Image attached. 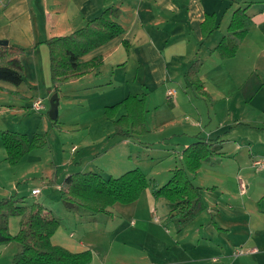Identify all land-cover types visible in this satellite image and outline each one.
Wrapping results in <instances>:
<instances>
[{"label":"crops","instance_id":"obj_1","mask_svg":"<svg viewBox=\"0 0 264 264\" xmlns=\"http://www.w3.org/2000/svg\"><path fill=\"white\" fill-rule=\"evenodd\" d=\"M107 7L119 9L116 21L123 27V33L84 54L81 57L82 61L99 56L100 65L88 73L65 82L57 91V95L61 94L58 99L62 96L65 101L75 104L79 110L80 115H75L71 123H66L69 126L67 132L72 136L68 142L72 143L67 145L62 142L63 158L50 168L48 162H53L52 157H47L46 153L44 158V147L30 150L20 162L15 164L16 166L23 163L22 167L25 166L18 175V170L15 172L10 170L13 168L6 160V150L0 137V199L13 196V193L25 192L20 190L19 182L32 177L34 183H39V186L30 187L29 194L38 198L43 206L48 198L53 199L52 196L59 198L60 185L69 174L94 171L103 176L101 166L92 161L95 156H103L109 150L114 151L116 147H119V154L129 151L131 156V150H137L139 154L146 147L144 144L149 145V142L140 140L138 138L140 136L136 134L128 137L118 135V141L114 144L108 143L114 140L111 138L114 129L112 130L110 124L112 120L107 119L104 108L121 101L128 94L145 98L144 119L147 135H152V131L159 135L161 131L169 130L170 126H176L181 119H185L179 117L182 114L170 116V108H178L181 111L185 108L186 113L187 111L191 113L192 127L187 131L183 129L171 133L172 136L180 139L172 142V145L179 150L180 159L183 149L193 142L208 141L214 145L221 135H213V133L217 134V129L213 130L214 132L209 131L208 136L202 135L198 121L199 118L203 119L200 102L198 98H195L198 101H192L193 94L190 90L194 86L188 81L187 70L194 61L199 62L198 78L202 82L203 89L213 101L217 98L224 99L228 104L225 111H231L233 108L231 106L238 103L249 105L253 102L255 93L252 89L255 85L251 91L247 92V90L253 85H248L250 79H253L251 77L258 72L257 59H260L261 53H264V0H0V41L6 40V45L23 48L20 61L24 72V80L19 85L0 80V132L15 131L29 137L36 133L41 134L40 125L45 126V122L38 113L44 109L35 110L31 104L41 97L43 91H47L48 95L54 93L45 40L74 32ZM236 8H246L251 24L238 43L235 54L223 58L214 48L226 34L231 14ZM208 14L215 16L216 27L204 37L201 24ZM0 46L5 45L0 44ZM261 88L262 86H259L257 90ZM242 89L247 93L244 96L240 92ZM168 91H171V94H168ZM236 95L240 96V102L236 101L233 104L232 99ZM158 96L160 101L157 100ZM199 97H202V102L206 101V97L201 94ZM164 100L170 103L165 104ZM160 105H166L169 111L168 118L162 123L157 117V113L161 110ZM186 106H189L190 110ZM124 112V106H120L115 118ZM191 115L186 116L190 118ZM97 118L103 122L104 127L100 134L95 136ZM234 133L233 130L229 135ZM90 136L93 138L89 139ZM222 137L224 138V135ZM228 137L230 136L225 138ZM103 138L107 141L104 142ZM228 139L221 144V147L219 146V157H212L213 160L209 163L202 161L197 171L204 174L203 170L206 169L207 173L212 171L219 173L218 167L213 168V161H217L220 167L226 162L223 159L231 157L228 146L231 145L230 138ZM95 143L102 145L96 147ZM164 153L168 154L169 151H164L163 155ZM176 153L174 150V154ZM150 158L152 160L154 157L150 155ZM134 164L146 178L150 177L147 174L149 169L142 162L136 160ZM209 164L210 166H205ZM126 168L122 169L120 166L121 172L127 171ZM172 169L173 166H169L167 170L170 172ZM197 171L189 174V177L190 180L195 177L200 193L202 187L211 184L217 186V180L211 183L201 182L198 179L201 174ZM156 174L160 176L164 172L157 171ZM35 175L38 177L35 178ZM6 178H8L7 182H5ZM149 179L154 180L158 186L162 183V179L156 176H151ZM192 183L196 186L194 182ZM30 185V182H26V186ZM36 188L39 189L38 194H31V190ZM146 193L148 194L147 189ZM211 193L220 199L221 193L218 190ZM43 194L46 197H43ZM250 196L253 206L256 200L261 206L260 208L255 206V224L250 227L251 235L239 238L238 243L241 245L252 243L254 247L251 248H256V251L250 252L251 258L248 257V264H264V188L262 191L257 189ZM200 197L202 201L203 198L201 195ZM20 204L27 205L22 198ZM171 214L173 212L170 210ZM54 235L55 233L51 236L52 243L71 252L84 250L92 252L88 264H107L106 260L97 257L90 245L73 240L64 243L61 241L64 240L62 237L54 241ZM178 238L180 237L177 236V244H163L160 248L161 254L152 250L147 253L143 248L142 252L148 254V257L127 258L129 260L125 263L115 256L110 260L113 262L109 264H217L218 261L215 259L208 263L205 258L189 257L184 244H178ZM170 239L173 241L172 237ZM3 248L4 246H0V254ZM216 248L218 249V245ZM237 255L239 254H235V259H238ZM226 259L228 260L224 264H233L232 260H235L234 258L224 260ZM11 260H8L7 264H12Z\"/></svg>","mask_w":264,"mask_h":264},{"label":"rangeland","instance_id":"obj_2","mask_svg":"<svg viewBox=\"0 0 264 264\" xmlns=\"http://www.w3.org/2000/svg\"><path fill=\"white\" fill-rule=\"evenodd\" d=\"M257 69L258 74L255 73L256 77L253 74V77H251L253 79H250L248 83L249 86L253 85L247 90V92L251 91L255 85V88L252 89L255 93L253 102L249 105L238 103L240 102V96L236 95L233 97L232 102L235 104L238 101V104L232 105L231 111H225L228 104L224 99L217 98L213 101L206 98V101L202 102V97H199L195 88L190 90L193 94L192 101L198 98L200 102L199 106H201L203 119L200 120L199 118L198 121L202 135L208 136L209 131L212 130L214 132L213 130L217 129V134L213 133V135L217 136L220 134L221 136L218 137L219 140L217 142H214V145L220 147L221 144L230 138L229 144L231 145L228 146H230L229 153H231V157L223 159L226 162L220 167L217 161H213V168L218 167V174L215 171L207 173L206 169L203 170V174L201 171H197L200 167L196 169L201 174L198 177L201 182L211 183V181L217 180V186L214 187L211 184L201 188V193L199 192V194L203 198L200 207L202 209L193 215L189 221L181 225L180 229H178L175 220H171L169 217L170 208L167 200L162 195L153 196L150 191V184L146 188L148 194L146 189H144L136 200L125 204H111L106 208V211L98 213H91L81 208L67 210L60 198L57 199L51 195L53 199L48 198L43 207L46 211H50L55 215L59 221L54 231V241L62 237L64 240L61 241L64 243L67 240H73L90 245L92 250L98 255L97 257L102 258L104 261L106 260V263L109 264L113 262L110 260H113L115 256L121 258L120 261L125 263L129 260L127 258L136 256L148 257V254L142 252L141 249L143 248L147 253L152 250V252L161 254V246L163 244H177L178 236L183 238L182 240L178 238V244H184L187 248L185 251L189 254V257L205 258L208 263L215 259L218 261L217 264H222V262L224 264L228 260H224L225 258L235 259V253L239 252V255H237L238 259L232 260V263L248 264V257L251 258L250 249L254 246L251 245L252 243L241 245L238 243V239L251 235L252 229L250 227L255 224V206L260 208L261 204L256 200L253 206L250 202V195H253L257 189L262 191V188H264V53H261L260 59H257ZM254 78H256L255 81ZM259 86H262V88L257 90ZM240 92L242 96L247 94L244 89ZM50 96L51 94L48 95L47 91H43L41 97L38 98L44 104V108H42L44 110L41 109V113H38L45 122V126L40 125L41 134H45L47 141L44 147V158L48 154L47 157H52L53 161L51 163L48 162V168L63 158L62 142L67 145L72 143L68 142L72 136L67 132L69 126L66 123H71V119L75 115H80L75 104L71 101H65L66 99L61 96V99H58V116L54 120L50 119L48 116ZM157 100L160 101L159 96ZM164 102L165 104L170 103L168 100H164ZM171 102L173 101L171 100ZM160 108L161 110L157 113V117L159 122L162 123L168 118L169 111L166 105H160ZM186 108L190 110L189 106H186ZM179 114H182L179 117H185V119H181L176 126H170L169 130H163L159 135L153 131L152 135L145 133L144 135H138L140 140L146 141V143L149 142V145L144 144L146 147L139 154L137 150H131V156H129V151L119 154V147H116L114 151L109 150L103 156H95L92 161L101 166L103 176L108 178L121 175L123 173L121 171L125 167H127V170L136 168L134 163L137 160L149 169L147 171L148 176H156L160 180L162 179V183L159 185L162 186L171 177L173 169L183 167V160L178 156L179 150L172 145V142L178 141L179 138L172 136L171 133L182 131L183 129L187 131L188 128L192 127L190 123H192L193 117L189 111L186 113L185 108L183 111L178 108H170V116ZM188 114L191 115L190 118L186 116ZM86 120L88 121L89 119ZM96 122L97 125L95 127L97 130L94 132L95 136H98L97 134H100L104 126L99 118L96 119ZM110 124L112 130L114 129V133H111V138L114 140L108 143L114 144V142L119 140V136L115 133L112 121ZM218 128H221V130ZM233 130L235 133L229 135ZM223 135L224 138L222 137ZM226 136L230 137L225 138ZM92 138V136L89 137V139ZM103 139L104 142L107 141L105 138ZM95 145L96 147H101L102 143H95ZM147 147L149 148L148 150L145 149ZM167 150L169 153H164L163 155V152H167ZM174 150L177 152L176 154H174ZM135 154L137 156H134ZM219 154L215 153L212 157H219ZM150 155L154 157L152 160ZM159 156L161 158H158ZM211 158L204 162L209 163L213 160ZM257 161L260 163H256ZM22 164L11 165L13 169L10 170L14 172L18 170L17 174L19 175L24 170L23 167H25H22ZM120 166L122 167L121 170ZM169 166H173L170 172L167 170ZM205 166H210V164ZM157 171L164 172V174L159 176L156 174ZM35 176V178L38 177L37 175ZM150 177H147V179L149 180ZM7 181L8 178H6L5 182ZM26 182H30L31 185L26 186ZM192 182L196 184L199 191L195 177ZM19 186L20 190H25V192L20 194L13 193L14 197L22 198L26 204L40 202L37 200L38 198L29 194L30 187L39 186V183H34L32 177L19 182ZM209 190H218L221 193V200ZM43 197L46 196L43 194ZM168 210L169 213H167ZM19 221V216H12L8 220V232L10 235L14 236L19 231ZM170 230L172 233H170ZM71 233L72 236H70ZM170 237L173 238V241ZM216 245H218V249ZM0 246H4L1 249L0 264H7L10 259L13 262L15 253L20 249L19 242L13 239L6 243H0Z\"/></svg>","mask_w":264,"mask_h":264},{"label":"trees","instance_id":"obj_3","mask_svg":"<svg viewBox=\"0 0 264 264\" xmlns=\"http://www.w3.org/2000/svg\"><path fill=\"white\" fill-rule=\"evenodd\" d=\"M119 9L107 7L97 16L89 19L84 26L74 32L54 36L45 43L49 53L50 80L57 92L59 87L70 79L77 78L98 67L101 58L96 56L88 61L81 57L90 50L102 45L123 33V27L116 21ZM214 15L208 14L201 24L204 37L216 27ZM251 19L246 8H236L227 26L226 34L220 39L214 50L220 57H231L237 50L238 43L245 36ZM126 43V42H124ZM23 48L16 45L0 46V80L19 85L24 80L20 54ZM199 62L194 61L187 70V78L196 91L211 99L198 78ZM120 106L125 112L115 118ZM104 113L113 121L115 133L120 136L140 135L145 128V98L128 94L121 101L106 106ZM2 144L6 150V160L11 165L21 161L22 157L34 148L46 146L45 134L27 136L24 133L2 130ZM219 146L204 141H196L182 151L184 167H176L171 177L162 186L152 179H147L139 168L129 169L121 175L108 178L94 171L76 172L66 176L59 188V198L67 210L78 208L91 213L106 211L114 203H130L136 200L142 191L150 185L153 196L162 195L173 212L178 229L201 207L198 188L191 182L189 174L198 169L202 161L218 153ZM21 198L7 196L0 199V243L16 239L20 249L15 253L12 264H88L92 258L89 250L71 252L51 241L58 219L46 211L41 203L23 205ZM19 216L20 228L14 236L8 232V218Z\"/></svg>","mask_w":264,"mask_h":264},{"label":"water","instance_id":"obj_4","mask_svg":"<svg viewBox=\"0 0 264 264\" xmlns=\"http://www.w3.org/2000/svg\"><path fill=\"white\" fill-rule=\"evenodd\" d=\"M1 45H6V40L0 41ZM48 116L50 119L54 120L58 116V95L57 92H54L49 98V109Z\"/></svg>","mask_w":264,"mask_h":264},{"label":"built area","instance_id":"obj_5","mask_svg":"<svg viewBox=\"0 0 264 264\" xmlns=\"http://www.w3.org/2000/svg\"><path fill=\"white\" fill-rule=\"evenodd\" d=\"M168 94H171V91H168ZM31 107H32L33 109H35V110H41L42 108H44V104H43V102H42L41 99H37V100H34V101L32 102ZM256 163H260V162L257 161ZM38 192H39V189H37V188L31 190V194H33V195L38 194ZM254 251H256V248H251V249H250V252H254ZM235 254H239V252H236Z\"/></svg>","mask_w":264,"mask_h":264}]
</instances>
